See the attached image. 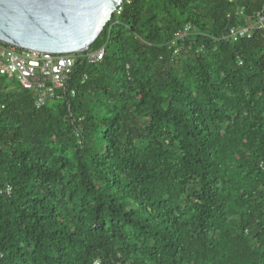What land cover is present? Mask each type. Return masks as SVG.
Listing matches in <instances>:
<instances>
[{"label":"trees","instance_id":"obj_1","mask_svg":"<svg viewBox=\"0 0 264 264\" xmlns=\"http://www.w3.org/2000/svg\"><path fill=\"white\" fill-rule=\"evenodd\" d=\"M121 7L45 105L0 75V264H264V0Z\"/></svg>","mask_w":264,"mask_h":264},{"label":"water","instance_id":"obj_2","mask_svg":"<svg viewBox=\"0 0 264 264\" xmlns=\"http://www.w3.org/2000/svg\"><path fill=\"white\" fill-rule=\"evenodd\" d=\"M124 0H0V40L66 54L91 48Z\"/></svg>","mask_w":264,"mask_h":264},{"label":"built area","instance_id":"obj_3","mask_svg":"<svg viewBox=\"0 0 264 264\" xmlns=\"http://www.w3.org/2000/svg\"><path fill=\"white\" fill-rule=\"evenodd\" d=\"M121 9L120 6L116 11L120 13ZM242 12L240 10V13ZM189 29L190 26H187L178 36L183 37ZM256 29H264V12L262 11L258 12L256 20L246 25L230 27L227 36L233 41H238L244 37H251ZM180 49L176 48L175 53H178ZM104 55L105 46L96 50L58 54L20 48L0 40V75L6 76L14 85L34 90L37 93L35 104L41 107L45 105L49 97H59L58 90L67 87L79 57H84L90 63H96L101 61ZM6 106V102L0 96V114ZM6 191L10 192L11 186H8Z\"/></svg>","mask_w":264,"mask_h":264}]
</instances>
